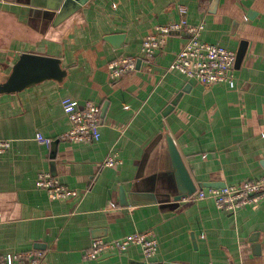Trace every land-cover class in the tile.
Instances as JSON below:
<instances>
[{"label":"crops","instance_id":"1","mask_svg":"<svg viewBox=\"0 0 264 264\" xmlns=\"http://www.w3.org/2000/svg\"><path fill=\"white\" fill-rule=\"evenodd\" d=\"M179 4L191 23L205 21L203 40L244 51L235 87L170 69L184 31H171L146 59L145 38L178 21ZM59 11L0 0V83L24 52L60 57L68 71L62 81L0 93V138L11 141L0 158V254L40 250L42 264H138V245L95 259L87 252L95 238L153 230L158 264L264 258V199L236 212L211 198L175 201L179 177L169 145L171 137L197 186L264 175V0H88L63 19ZM111 34H124L121 46L106 39ZM122 56L136 57L137 66L112 79L110 63ZM66 96L106 107L99 140L62 137L71 126ZM112 154L121 163L105 165ZM43 170L78 195L51 199L36 184Z\"/></svg>","mask_w":264,"mask_h":264},{"label":"built area","instance_id":"2","mask_svg":"<svg viewBox=\"0 0 264 264\" xmlns=\"http://www.w3.org/2000/svg\"><path fill=\"white\" fill-rule=\"evenodd\" d=\"M178 21L160 25L156 32L149 34L142 45V52L151 61L157 51L166 43L168 34L173 30L184 31L187 40L177 54L170 69L178 70L188 78L198 79L204 84L227 82L236 86L234 73L237 52L223 45L203 40L202 31L205 21L191 23L188 19V8L185 4L178 5ZM137 58L122 56L110 63V76L117 79L137 66ZM62 106L71 122L70 128L62 135L69 141H97L101 138L102 106L93 101L80 102L66 96ZM40 141L50 140L43 135L37 136ZM11 147L9 139L0 138V158ZM121 163L116 154L108 156L105 165L115 166ZM37 186L47 190L53 200L76 197L78 191L63 183L49 171H40ZM211 198L222 210L236 212L245 205L259 203L264 199V175L243 181L239 184H229L224 187L209 186L196 190L184 199L202 200ZM138 245L142 249L143 258L138 264H158L155 260L159 250V240L153 230L137 231L127 236L105 240L95 238L87 252L89 258H97L108 252H124L131 246ZM45 253L40 250L8 252L0 254V264H42ZM243 264H264V258L253 257Z\"/></svg>","mask_w":264,"mask_h":264},{"label":"water","instance_id":"3","mask_svg":"<svg viewBox=\"0 0 264 264\" xmlns=\"http://www.w3.org/2000/svg\"><path fill=\"white\" fill-rule=\"evenodd\" d=\"M88 0H34V4L46 6L48 8H59L58 19H63L79 8H81ZM116 47L121 46L124 40V34H111L106 37ZM244 56V51L237 54L236 64L239 65ZM68 71L63 66V60L60 57L52 55L37 54L32 52H24L20 55L15 63L12 72L7 76L5 81L0 83V93L19 92L26 87L48 79L62 81L67 76ZM175 104V102H174ZM106 107L102 108V117L105 116ZM57 141V140H56ZM56 143V142H55ZM54 143V146H55ZM170 154L177 170L179 177L178 193L175 195V201H180L184 197L192 195L198 187L218 186L224 187L226 184H197L191 177L186 165L183 162L181 154L174 143V140L169 137ZM56 157L54 148L52 158ZM177 202V203H178Z\"/></svg>","mask_w":264,"mask_h":264}]
</instances>
